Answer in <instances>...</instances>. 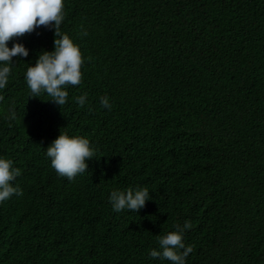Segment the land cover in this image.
Returning <instances> with one entry per match:
<instances>
[{
  "label": "trees",
  "instance_id": "trees-1",
  "mask_svg": "<svg viewBox=\"0 0 264 264\" xmlns=\"http://www.w3.org/2000/svg\"><path fill=\"white\" fill-rule=\"evenodd\" d=\"M64 13L84 58L67 103L24 79L53 50L50 27L19 38L29 56L0 89V156L23 190L0 203V264H171L149 251L185 221L186 264H264V0H64ZM60 131L96 148L71 180L46 156ZM129 187L151 200L113 211L110 192Z\"/></svg>",
  "mask_w": 264,
  "mask_h": 264
},
{
  "label": "clouds",
  "instance_id": "clouds-1",
  "mask_svg": "<svg viewBox=\"0 0 264 264\" xmlns=\"http://www.w3.org/2000/svg\"><path fill=\"white\" fill-rule=\"evenodd\" d=\"M64 19V0H0V89L8 84L13 57L29 56V49L19 38L41 26L50 27L55 37L59 38L54 39L53 50H42L34 62L27 63L24 79L30 89V97L38 98L46 93L51 98L49 100L58 106L67 103V86H76L82 81L84 58L80 46L68 34L60 31ZM82 35L87 36V30H83ZM76 101L84 106L86 94L78 96ZM100 103L105 108H111L106 96L101 98ZM5 118L15 120V111L9 110ZM95 155L96 148L88 138L68 132L60 131L46 148L51 167L69 180L86 172L89 167L87 162ZM13 164L11 159L0 156V203L13 195H23V190L13 183L21 175V170ZM108 200L117 213L125 209L138 212L151 197L147 187H129L126 190L113 189ZM190 227V222L185 221L183 227L176 225L173 231L159 236V248L151 249L150 257L168 260L171 264H186V258L193 248L185 245L183 230Z\"/></svg>",
  "mask_w": 264,
  "mask_h": 264
}]
</instances>
